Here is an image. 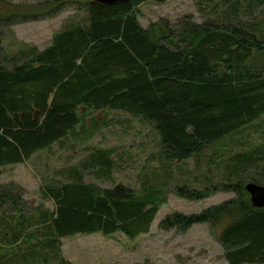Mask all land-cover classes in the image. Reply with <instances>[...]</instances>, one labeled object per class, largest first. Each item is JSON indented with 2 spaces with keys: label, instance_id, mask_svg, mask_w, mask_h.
<instances>
[{
  "label": "trees",
  "instance_id": "trees-1",
  "mask_svg": "<svg viewBox=\"0 0 264 264\" xmlns=\"http://www.w3.org/2000/svg\"><path fill=\"white\" fill-rule=\"evenodd\" d=\"M147 1L0 0V27L48 19L73 4L86 11L83 22L54 33L47 47L29 50L21 62H0V167L23 163L66 139L78 125L85 128L82 116L101 110L148 122L160 137L158 159L167 165L181 164L257 122V130L264 133V33L234 10L242 0L226 6L217 25L212 20L195 24L184 16L175 27L156 21L144 28L138 7ZM244 3L242 14H249L264 0ZM261 138L254 145L247 140L243 152L232 151L223 182L210 179L203 188H175L176 195L188 200H203L218 191L234 193V198L191 215L174 213L160 227L167 230L174 224L184 230L208 224L227 264H264V208H254L244 190L246 182L264 185ZM224 151L227 148L218 150ZM90 152L81 166L59 171L66 174V182L39 189L55 205L40 218L44 245L54 254L60 252L62 237L77 233L120 232L128 238L146 234L166 202V178L159 173L139 189L85 182L82 169L87 164L100 172L112 165L111 151ZM22 202L20 185L0 184V211L8 204L18 210ZM18 211L16 217L0 216V235L10 244L22 235ZM35 221L34 216L28 220L32 225ZM49 256L38 250L24 252L5 264L46 262Z\"/></svg>",
  "mask_w": 264,
  "mask_h": 264
},
{
  "label": "rangeland",
  "instance_id": "rangeland-1",
  "mask_svg": "<svg viewBox=\"0 0 264 264\" xmlns=\"http://www.w3.org/2000/svg\"><path fill=\"white\" fill-rule=\"evenodd\" d=\"M6 1L33 4L42 0ZM222 1L167 0L157 3L149 0L138 7V20L144 28L156 21H167L175 27L184 16L195 24L212 20L217 25V17L225 12L226 6L238 0H229L227 5ZM242 2L232 9L239 13L241 20L258 24L264 33V3L254 6L251 13L242 14L245 7L241 6ZM84 8L80 9L77 4L68 5L48 19L0 27V62H5L4 58L6 62H21L29 50L47 47L54 33L86 19ZM82 117L85 128L78 125L66 139L35 152L23 163L0 167V184L14 182L20 185L23 196L18 208L20 219H23L17 221L22 235L11 244L0 235V264H5L12 256L36 250L49 254L48 261L29 264H227L216 234L208 224H194L184 230L173 224L172 228L164 230L160 222L174 213L191 215L234 198V193L218 191L203 200H188L176 195L175 188H203L210 179L216 183L223 182L224 176H229L227 160L233 155L232 151L243 152L247 148V140L254 145L262 140L261 137L264 138L262 130L256 128L260 122L215 143L181 164L167 165L158 159L159 135L140 117L115 110L91 112ZM261 120L264 122V117ZM86 128L91 132L89 138ZM99 148L111 151V169L100 172L87 164L82 169L85 182H93L103 188L122 184L139 189L145 183L154 182L156 173H159L166 178V202L160 206L146 234L128 238L120 232L107 236L98 232L77 233L62 237L60 252L54 254L55 250L44 245L40 218L42 213H52L55 205L50 199L43 198L39 189L43 185L66 182V174L59 171L81 166L92 154L90 151ZM222 148H227V151L218 152ZM7 206L5 211H0V216H4L3 219L16 217L19 211L13 210L9 204ZM32 216L36 219L33 225L28 222ZM3 229L0 222V231Z\"/></svg>",
  "mask_w": 264,
  "mask_h": 264
},
{
  "label": "water",
  "instance_id": "water-1",
  "mask_svg": "<svg viewBox=\"0 0 264 264\" xmlns=\"http://www.w3.org/2000/svg\"><path fill=\"white\" fill-rule=\"evenodd\" d=\"M102 4H113L123 0H92ZM244 190L249 196V201L254 208H264V185L256 182H246Z\"/></svg>",
  "mask_w": 264,
  "mask_h": 264
}]
</instances>
